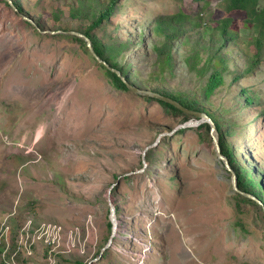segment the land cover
Returning <instances> with one entry per match:
<instances>
[{
    "label": "rangeland",
    "instance_id": "rangeland-1",
    "mask_svg": "<svg viewBox=\"0 0 264 264\" xmlns=\"http://www.w3.org/2000/svg\"><path fill=\"white\" fill-rule=\"evenodd\" d=\"M223 1L121 0L91 30L103 47L125 45L120 71L70 34L86 27V12L71 14L78 0H0V221L12 216L14 233L27 221L61 226L32 263L264 264V35L250 66L256 34ZM178 12L236 29L210 97V71L185 63L191 42H174L172 73L157 66L153 20Z\"/></svg>",
    "mask_w": 264,
    "mask_h": 264
},
{
    "label": "trees",
    "instance_id": "trees-1",
    "mask_svg": "<svg viewBox=\"0 0 264 264\" xmlns=\"http://www.w3.org/2000/svg\"><path fill=\"white\" fill-rule=\"evenodd\" d=\"M121 0H108L107 4L98 3L96 6L89 5L87 0H78V6L71 10V14L75 15L80 10L86 12V27L79 32L86 36L96 55L107 62L112 67L118 70L124 68L117 62V57L120 52L125 49V45H120V50H116L112 47H103V45L92 35L91 30L98 28L103 21L113 17L115 10L117 9ZM223 10L225 14H229L233 11H241L245 14L246 20L243 22L242 27L247 30H253L256 34L252 42L254 46L255 54L250 57L249 65L259 62V58L262 54L263 48V35H264V0H224ZM236 29L231 27V20L224 17L219 20L214 27L203 23L201 18L192 17L191 15L178 12L173 15H160L153 20L152 32L160 39L156 40L152 44V50L155 53L157 66L160 68V73L165 71L172 73L174 69L172 49L176 40H181L184 45L192 43L190 54L185 58V63L189 68H195L199 72L210 71L209 77L203 88V96L210 97L213 91L221 86L223 78L219 68L223 66L226 68L228 52L223 53V50L229 45L235 44L237 40ZM191 32L192 34H190ZM74 38L80 43L84 44L85 41L81 38ZM210 52L204 61V65L197 67V64L203 59L202 53ZM252 71L250 67L244 69V71L235 76L236 82L242 76L250 74ZM109 77H113L117 82L114 85L121 89H125L126 85L123 81L117 78V74L107 70ZM242 93L246 95V101L251 103L254 98L248 92L247 89H242ZM176 100L177 96H169ZM168 107H173L165 102H161ZM187 103V102H186ZM185 104V103H183ZM182 104V105H183ZM186 108V105H183ZM218 125V124H217ZM218 127H220L218 125ZM221 152L226 146L221 142L219 143ZM236 168V167H235ZM236 175L240 176L243 180V173L239 169H234ZM247 183L257 185L261 188V185L251 179L250 174L245 175ZM249 177V178H248ZM255 192V191H254ZM263 193V192H262Z\"/></svg>",
    "mask_w": 264,
    "mask_h": 264
},
{
    "label": "built area",
    "instance_id": "built-area-1",
    "mask_svg": "<svg viewBox=\"0 0 264 264\" xmlns=\"http://www.w3.org/2000/svg\"><path fill=\"white\" fill-rule=\"evenodd\" d=\"M11 218L0 221V264H34L40 245H53L59 238L61 226L56 223L27 221L14 233Z\"/></svg>",
    "mask_w": 264,
    "mask_h": 264
},
{
    "label": "water",
    "instance_id": "water-1",
    "mask_svg": "<svg viewBox=\"0 0 264 264\" xmlns=\"http://www.w3.org/2000/svg\"><path fill=\"white\" fill-rule=\"evenodd\" d=\"M70 34H73V35H76V36L82 38V39L86 42V45H87V47L90 49V51H93L92 48H91V47H92V46H91V42H90V40H89L86 36H84L83 34L74 33V32H70ZM128 87H129V86H128ZM129 88L132 89V90H134L135 92H137V91L135 90V88H132V87H129ZM142 92H143V91H142ZM142 92H141V93H140V92H137V93L142 94ZM144 92H147V91H144ZM144 92H143V93H144ZM145 94L150 95L149 92H147V93H145ZM153 97H155L156 99H158V100H160V101H163V102H165V103H168L169 105H172V106L176 107L177 109H179V110H181V111L189 112V111H187L184 107H182L178 102H176L175 100H172V99H169V98L163 97V96L158 95V94H154ZM190 113H192V112H190ZM193 114H195V115L198 116V117H205V118H206V115H205V114H200V113H193ZM202 121H203V120H200V121H198V122H199V123H202ZM209 122L211 123V121H209ZM211 125H212V124H211ZM212 127H213L212 130L214 131V126H212ZM214 143H215V146H216L217 152L219 153V146H218V143H217V141H216L215 139H214ZM219 157H220L221 160H223L222 156L219 155ZM111 191H112V189H109V190H108L109 200L111 199V198H110ZM112 220H113V222H114V224H115L116 221H115V219H114V211H113V210H112ZM115 225H116V224H115Z\"/></svg>",
    "mask_w": 264,
    "mask_h": 264
},
{
    "label": "bare ground",
    "instance_id": "bare-ground-1",
    "mask_svg": "<svg viewBox=\"0 0 264 264\" xmlns=\"http://www.w3.org/2000/svg\"><path fill=\"white\" fill-rule=\"evenodd\" d=\"M116 224V223H115ZM116 227H117V224H116Z\"/></svg>",
    "mask_w": 264,
    "mask_h": 264
}]
</instances>
